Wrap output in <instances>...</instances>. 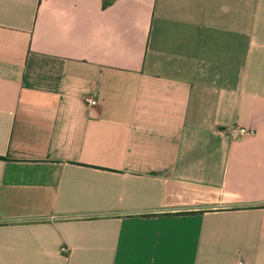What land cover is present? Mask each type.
<instances>
[{
	"label": "crops",
	"instance_id": "0c3cea01",
	"mask_svg": "<svg viewBox=\"0 0 264 264\" xmlns=\"http://www.w3.org/2000/svg\"><path fill=\"white\" fill-rule=\"evenodd\" d=\"M0 157V264H264V0H0Z\"/></svg>",
	"mask_w": 264,
	"mask_h": 264
},
{
	"label": "built area",
	"instance_id": "2783aa9c",
	"mask_svg": "<svg viewBox=\"0 0 264 264\" xmlns=\"http://www.w3.org/2000/svg\"><path fill=\"white\" fill-rule=\"evenodd\" d=\"M86 103L88 105V107H93V106H97L99 104L98 99L94 98V97H88L86 99ZM236 132V134L242 138V137H248L254 134V130L253 129H248L245 127H241V128H236L234 130ZM239 264H244L243 262H240Z\"/></svg>",
	"mask_w": 264,
	"mask_h": 264
},
{
	"label": "trees",
	"instance_id": "16d2710c",
	"mask_svg": "<svg viewBox=\"0 0 264 264\" xmlns=\"http://www.w3.org/2000/svg\"><path fill=\"white\" fill-rule=\"evenodd\" d=\"M113 0H104V6H108L112 3ZM1 158V157H0ZM196 211L194 212H178V213H164V214H167V215H172V214H177V215H185V214H193L195 213ZM155 215V214H153Z\"/></svg>",
	"mask_w": 264,
	"mask_h": 264
}]
</instances>
